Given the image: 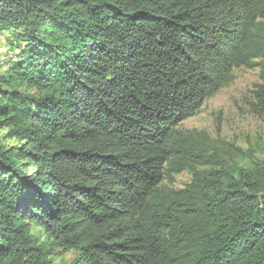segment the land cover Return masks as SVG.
Listing matches in <instances>:
<instances>
[{"label": "trees", "instance_id": "1", "mask_svg": "<svg viewBox=\"0 0 264 264\" xmlns=\"http://www.w3.org/2000/svg\"><path fill=\"white\" fill-rule=\"evenodd\" d=\"M0 32V264H264V163L177 128L241 66L264 118V0H0Z\"/></svg>", "mask_w": 264, "mask_h": 264}, {"label": "rangeland", "instance_id": "2", "mask_svg": "<svg viewBox=\"0 0 264 264\" xmlns=\"http://www.w3.org/2000/svg\"><path fill=\"white\" fill-rule=\"evenodd\" d=\"M14 42L13 33L0 32L1 65L13 60L15 55L11 46ZM259 72V67L234 68L230 81L206 99L198 112L183 120L177 128L205 132L211 141L212 151L225 160L236 161L244 167L264 163V118L252 111L248 104L252 99L251 90L261 82ZM6 131L0 129V143L5 146L18 144L15 138L6 136ZM190 178V172L185 170L168 175L163 184L181 188ZM75 255L73 250L58 249L53 260L55 264H69Z\"/></svg>", "mask_w": 264, "mask_h": 264}]
</instances>
